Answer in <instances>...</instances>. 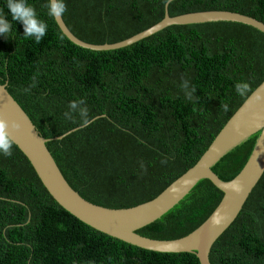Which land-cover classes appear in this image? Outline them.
I'll use <instances>...</instances> for the list:
<instances>
[{
  "label": "trees",
  "instance_id": "1",
  "mask_svg": "<svg viewBox=\"0 0 264 264\" xmlns=\"http://www.w3.org/2000/svg\"><path fill=\"white\" fill-rule=\"evenodd\" d=\"M168 1L65 0L62 19L83 42L115 44L161 22ZM47 2L29 0L49 25L39 44L23 36L20 22H14L13 39L0 37V85L6 84L40 136L51 140L46 147L62 175L91 204L126 209L158 197L199 161L264 81V34L251 27L228 22L174 25L129 47L94 52L62 34L47 15ZM5 3L0 0V11L7 13ZM167 11L170 17L228 11L264 23V0H173ZM184 79L197 90L193 101L184 95ZM239 81L250 84L247 96L236 93ZM79 99L89 110L88 126L82 127L79 117L69 121L63 116L69 103ZM257 138L255 134L234 148L212 171L231 181ZM0 181V264H199L195 254L142 250L81 223L53 200L15 145L11 157L0 156ZM222 198L209 180H202L137 234L154 240L187 236ZM209 260L264 264V175L213 245Z\"/></svg>",
  "mask_w": 264,
  "mask_h": 264
},
{
  "label": "water",
  "instance_id": "2",
  "mask_svg": "<svg viewBox=\"0 0 264 264\" xmlns=\"http://www.w3.org/2000/svg\"><path fill=\"white\" fill-rule=\"evenodd\" d=\"M172 1L169 0L165 4V15L161 22L115 44H88L70 32L62 17L54 20L71 43L94 52L129 47L174 25L228 22L242 24L264 34V23L234 12L208 11L170 17L167 8ZM6 87V84L0 85V119L18 125L17 129H10L14 145L27 158L53 200L81 223L136 248L161 254H195L199 264H211L209 254L213 245L237 219L264 175V81L228 120L192 168L155 199L126 209H108L91 204L70 187L46 147L51 140L40 136L28 115L8 93ZM255 134H258V138L243 169L231 181H222L212 168L226 154ZM63 137L53 140H61ZM202 180H209L223 193V198L200 227L176 240H154L137 234L138 230L159 220L172 210Z\"/></svg>",
  "mask_w": 264,
  "mask_h": 264
},
{
  "label": "clouds",
  "instance_id": "3",
  "mask_svg": "<svg viewBox=\"0 0 264 264\" xmlns=\"http://www.w3.org/2000/svg\"><path fill=\"white\" fill-rule=\"evenodd\" d=\"M4 6L7 13L0 11V37L13 39L14 22L22 23L23 36L26 39H34L37 44L47 35L48 23L41 19L36 8L29 3V0H6ZM46 8L47 15L50 18H60L67 12L65 0H48ZM181 87L187 100L193 101L196 99L197 90L189 80L184 79ZM25 91H30V89H25ZM235 91L241 97L247 96L250 92V84L247 81H239L235 84ZM222 107L224 111L229 110V105L226 103ZM77 116L82 127L88 126L92 122L86 102L83 99L70 102L68 111L64 113L65 119L69 121L74 120ZM17 128L18 125L15 122L0 119V156L11 157L13 155L14 140L10 135V129L15 130Z\"/></svg>",
  "mask_w": 264,
  "mask_h": 264
},
{
  "label": "bare ground",
  "instance_id": "4",
  "mask_svg": "<svg viewBox=\"0 0 264 264\" xmlns=\"http://www.w3.org/2000/svg\"><path fill=\"white\" fill-rule=\"evenodd\" d=\"M36 1V0H35ZM45 1V0H44ZM176 1V0H175ZM133 2V1H132ZM34 5V4H33ZM105 6V5H104ZM105 10V9H104ZM107 10V9H106ZM112 10V9H111ZM38 11V10H37ZM112 15V14H111ZM100 20V19H99ZM22 25V24H21ZM51 25V24H50ZM115 25V24H114ZM134 25H136V23L134 24ZM107 26V25H106ZM122 26V25H121ZM130 26V25H129ZM92 27V26H91ZM192 27V26H191ZM176 29V28H175ZM189 29H191V28H189ZM93 30V29H92ZM98 30V29H97ZM144 30V29H143ZM20 32V31H19ZM14 33V32H13ZM188 33V32H187ZM110 34V33H109ZM196 34V33H195ZM112 35V34H111ZM123 35V34H122ZM182 35V34H181ZM191 35V34H190ZM14 36V35H13ZM165 36V35H164ZM183 36V35H182ZM171 38V37H170ZM190 38H191V36H190ZM91 40V39H90ZM152 40V39H151ZM153 41V40H152ZM96 42V41H95ZM111 44V43H110ZM216 44V43H215ZM171 45V44H170ZM18 46V45H17ZM145 46V45H144ZM143 46V47H144ZM193 48V47H192ZM133 49V48H132ZM163 50V49H162ZM161 50V51H162ZM179 50V49H178ZM81 51V50H80ZM132 51V50H131ZM140 51V50H139ZM167 52V51H166ZM174 52V51H173ZM135 53V52H134ZM181 53V52H180ZM154 57V56H153ZM161 57V56H160ZM179 57V56H178ZM215 59V58H214ZM213 61V60H212ZM159 63V62H158ZM148 64V63H147ZM220 64V63H219ZM165 67V66H164ZM187 67V66H186ZM191 67V66H190ZM99 68V67H98ZM125 68V67H124ZM139 68V67H138ZM141 68V67H140ZM179 68V67H178ZM31 69V68H30ZM72 69V68H71ZM177 69V68H176ZM93 71V70H92ZM102 72V71H101ZM120 72V71H119ZM124 72V71H123ZM121 73V72H120ZM198 74V73H197ZM208 75V74H207ZM214 76V75H213ZM119 77V76H118ZM222 78V77H221ZM36 79V78H35ZM66 79V78H65ZM202 79V78H201ZM30 80V79H29ZM49 80V79H48ZM112 81V80H111ZM198 82V81H197ZM216 82V81H215ZM79 83V82H78ZM207 83V82H206ZM10 84V83H9ZM112 84V83H111ZM110 84V85H111ZM42 85V84H41ZM203 85V84H202ZM21 86V85H20ZM34 86V85H33ZM15 87V86H14ZM18 87V86H17ZM216 87V86H215ZM64 89V88H63ZM225 89V88H224ZM21 91V90H20ZM215 91V90H214ZM11 92V91H10ZM32 94V93H31ZM42 95V94H41ZM215 96V95H214ZM54 98V97H53ZM41 101V100H40ZM48 102V101H47ZM54 105V104H53ZM45 108V107H44ZM54 110V109H53ZM31 111H32V109H31ZM32 112H34V111H32ZM45 113V112H44ZM59 114V113H58ZM151 114V113H150ZM46 116V115H45ZM63 116H64V114H63ZM34 117V116H33ZM78 117V116H77ZM51 120V119H50ZM153 120V119H152ZM80 121V120H79ZM59 122V121H58ZM56 125V124H55ZM99 125V124H98ZM155 125V124H154ZM100 126V125H99ZM92 127V126H91ZM92 129V128H91ZM101 132H102V130H101ZM84 135V134H83ZM158 136V135H157ZM98 137V136H97ZM159 137V136H158ZM90 139V138H89ZM97 140V139H96ZM109 142V141H108ZM99 144V143H98ZM114 144V143H113ZM112 144V145H113ZM76 147V146H75ZM95 148V147H94ZM139 149V148H138ZM112 150V149H111ZM117 150V149H116ZM56 151V150H55ZM68 151V150H67ZM75 151V150H74ZM114 151V150H113ZM112 151V152H113ZM59 152V151H58ZM78 152V151H77ZM111 152V151H110ZM119 152V151H118ZM129 152V151H128ZM76 153V152H75ZM115 153V152H114ZM64 154H65V152H64ZM83 154V153H82ZM102 154V153H101ZM109 154V153H108ZM117 154V153H116ZM123 154V153H122ZM105 155V154H104ZM104 155H102L103 157H104ZM110 155V154H109ZM97 156V155H96ZM75 157V156H74ZM80 157V156H79ZM110 157V156H109ZM117 157V156H116ZM119 157V156H118ZM86 158V157H85ZM83 159V158H82ZM103 159V158H102ZM13 160V159H12ZM97 160V159H96ZM107 160V159H106ZM109 160V159H108ZM114 160V159H113ZM59 161V160H58ZM65 161V160H64ZM76 161V160H75ZM91 162V161H90ZM96 162V161H95ZM110 162V161H109ZM117 162V161H116ZM79 163V162H78ZM82 163V162H81ZM101 164V163H100ZM103 164V163H102ZM68 165V164H67ZM79 165V164H78ZM81 165V164H80ZM87 166V165H86ZM85 166V167H86ZM96 166V165H95ZM59 167V166H58ZM74 167V166H73ZM94 167V166H93ZM69 168V167H68ZM76 168V167H75ZM119 168V167H118ZM77 169V168H76ZM127 169V168H126ZM72 170V169H71ZM81 170V169H80ZM61 171V170H60ZM63 171V170H62ZM126 171V170H125ZM70 172V171H69ZM85 173V172H84ZM69 175V174H68ZM96 175V174H95ZM12 176V175H11ZM3 177V176H2ZM6 178V177H5ZM71 180V179H70ZM1 182V181H0ZM128 183V182H127ZM17 184V183H16ZM78 185V184H77ZM129 185V184H128ZM18 187V186H17ZM12 189V188H11ZM7 190V189H6ZM75 190V189H74ZM18 192V191H17ZM83 195H84V193H83ZM145 195V194H144ZM87 196V195H86ZM21 197V196H20ZM103 198V197H102ZM89 199V198H88ZM103 207V206H102ZM22 229V228H21ZM112 239V238H111ZM18 249V248H17ZM24 251V250H23ZM20 253V252H19ZM13 254V253H12ZM21 257V256H20ZM5 260V259H4ZM185 262V261H184Z\"/></svg>",
  "mask_w": 264,
  "mask_h": 264
}]
</instances>
